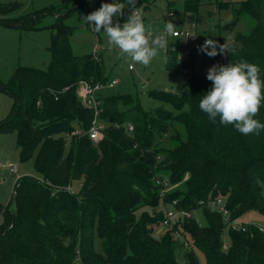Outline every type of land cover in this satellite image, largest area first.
Segmentation results:
<instances>
[{
    "label": "trees",
    "instance_id": "16d2710c",
    "mask_svg": "<svg viewBox=\"0 0 264 264\" xmlns=\"http://www.w3.org/2000/svg\"><path fill=\"white\" fill-rule=\"evenodd\" d=\"M112 2L100 0L96 7ZM150 3L136 0V7L147 9ZM197 6L198 0L185 1L186 11ZM215 8L232 10L227 30L242 15L254 27L249 35L236 33L233 51L211 57V65L253 63L264 80L262 0H241L237 7L220 1ZM129 9L113 18L126 22ZM30 22L20 27L35 28ZM61 23L50 27L47 70L19 67L5 88L14 103L0 133L15 134L20 162L32 161L39 177L24 174L16 181L13 212L0 206V264H200L197 254L202 264H264V231L253 225L232 231L210 207L221 198L231 218L264 214V130L244 135L220 125L219 117L209 120L199 101L212 82L193 71L194 58L178 63L176 53L168 51L166 68L188 77L176 94L152 93L170 110L144 111L130 94L98 96L106 128L102 140L93 143L86 134L92 111L79 102L76 90L81 81L105 84L106 76L94 55L72 54L70 29ZM0 25L9 27L2 20ZM254 118L264 123V105ZM157 180L168 184L167 193L161 194ZM173 201L190 217H177L169 228L165 210ZM197 209L204 226L191 217ZM162 225L166 230L157 235Z\"/></svg>",
    "mask_w": 264,
    "mask_h": 264
},
{
    "label": "rangeland",
    "instance_id": "374dc122",
    "mask_svg": "<svg viewBox=\"0 0 264 264\" xmlns=\"http://www.w3.org/2000/svg\"><path fill=\"white\" fill-rule=\"evenodd\" d=\"M147 9L140 7L146 26L151 25V34L164 32L166 22H173L175 30L194 31L201 40L212 39L217 42V48L222 41L227 47L233 45L236 33L249 35L254 27L253 20L248 15H242L231 30L225 28L233 21L231 9L216 11L215 4L226 0H198L194 12L185 10L186 0H150ZM237 7L241 0H230ZM77 0H0V20L9 27L0 25V123L5 120L13 107L14 98L5 89L10 84L12 75L19 67L47 70L51 60L49 51L51 41V25L60 19L62 25L70 29V48L73 55H97L106 76L107 82L97 93L101 97L130 94L137 99L144 111L157 108L170 110L154 98L152 93H178L188 80L182 70L171 71L166 68V53L160 50L148 66L134 63L126 54L121 55L118 49L108 44V38L94 27L87 24L83 18L98 10L94 0H83L78 8ZM145 6V5H144ZM171 13V15H170ZM62 18V19H61ZM32 20L33 29L21 28L23 21ZM123 23L113 18V25ZM168 44L172 42L167 37ZM193 71L196 74H207L211 65V57L199 53L194 57ZM117 80L113 87L108 86L111 80ZM13 168L15 172H10ZM25 175L39 177L35 173L32 161L20 162L14 133H0V206L7 207L9 212L15 210L13 190L15 182ZM264 194V190H263ZM191 217L199 226L206 224L202 210L191 212ZM241 221L264 228V214L249 211ZM176 221V220H175ZM174 221V223H175ZM173 223V224H174ZM166 230L158 227L156 234ZM226 242V234H224ZM97 251H100V241L96 240ZM198 255L200 264L201 255Z\"/></svg>",
    "mask_w": 264,
    "mask_h": 264
},
{
    "label": "clouds",
    "instance_id": "9594fccd",
    "mask_svg": "<svg viewBox=\"0 0 264 264\" xmlns=\"http://www.w3.org/2000/svg\"><path fill=\"white\" fill-rule=\"evenodd\" d=\"M130 6L132 11L126 22L113 25V17L123 15V9ZM83 20L108 38V44L119 50L121 55H127L134 63L148 66L160 50L166 49L168 36L175 34V24L166 22L164 32L151 34V25L145 21L136 7V0H126L125 3H104L101 7L87 15ZM211 48V50H209ZM200 51L209 57L221 53H231L225 44L207 39ZM169 57H165V63ZM207 79L212 82V88L199 101V109L206 113L213 123L219 117L222 126L231 125L244 135H259L264 130V123L254 117L264 105V80L260 78L258 65L239 61L227 66L213 65L209 68Z\"/></svg>",
    "mask_w": 264,
    "mask_h": 264
},
{
    "label": "built area",
    "instance_id": "2783aa9c",
    "mask_svg": "<svg viewBox=\"0 0 264 264\" xmlns=\"http://www.w3.org/2000/svg\"><path fill=\"white\" fill-rule=\"evenodd\" d=\"M95 3L100 0H94ZM129 16L131 14L132 9H129ZM171 15V13H170ZM172 38V42L167 44V48L163 49L165 53L168 51L175 52L177 55L178 63L185 61L189 58H194L196 55L201 53L200 47L205 43L206 40H201L194 31L190 30H175V34L169 36ZM211 50V48H209ZM218 51V49H217ZM219 52V51H218ZM94 55V54H93ZM94 58L97 61H100V58L97 55H94ZM118 82L117 80H111L108 86L113 87ZM105 84H95L92 85L87 81H81L78 83L76 95L79 102L86 108L92 111V121L91 124L86 131L89 139L93 143H97L104 137V131L106 128V124L100 120L99 115L101 113L100 109V101L97 93L102 89ZM128 133L133 131V127L130 124L125 125ZM73 134H77L74 132ZM10 172H15L13 168H10ZM16 183V182H15ZM157 184L161 187V194L167 193L169 190L168 184L165 181L157 180ZM15 188V187H14ZM15 193V189L13 190V195ZM210 207L217 211L222 217L223 222L226 227L232 231H240L245 232L249 225H253L250 223H246L241 221L238 218H231L230 212L226 208L225 201L221 198L210 202ZM3 215L4 209L0 208V224L3 223ZM165 223L169 228L173 227V223L177 217H190V213L184 210L176 209V201L171 203V207L165 210ZM256 226L260 231H264V228L261 226Z\"/></svg>",
    "mask_w": 264,
    "mask_h": 264
},
{
    "label": "water",
    "instance_id": "95a60500",
    "mask_svg": "<svg viewBox=\"0 0 264 264\" xmlns=\"http://www.w3.org/2000/svg\"><path fill=\"white\" fill-rule=\"evenodd\" d=\"M262 4H263V9H264V0H262Z\"/></svg>",
    "mask_w": 264,
    "mask_h": 264
}]
</instances>
